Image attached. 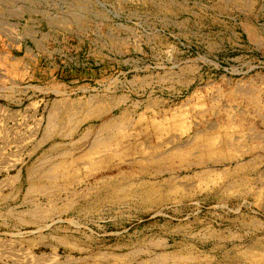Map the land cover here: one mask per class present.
<instances>
[{
  "label": "rangeland",
  "instance_id": "1",
  "mask_svg": "<svg viewBox=\"0 0 264 264\" xmlns=\"http://www.w3.org/2000/svg\"><path fill=\"white\" fill-rule=\"evenodd\" d=\"M256 9L0 0V264H264Z\"/></svg>",
  "mask_w": 264,
  "mask_h": 264
},
{
  "label": "crops",
  "instance_id": "2",
  "mask_svg": "<svg viewBox=\"0 0 264 264\" xmlns=\"http://www.w3.org/2000/svg\"><path fill=\"white\" fill-rule=\"evenodd\" d=\"M250 4L257 6L256 12H251L254 21L258 22L264 18V0H249Z\"/></svg>",
  "mask_w": 264,
  "mask_h": 264
}]
</instances>
